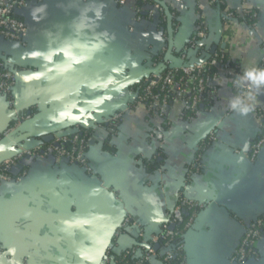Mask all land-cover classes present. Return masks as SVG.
<instances>
[{"label":"crops","instance_id":"0c3cea01","mask_svg":"<svg viewBox=\"0 0 264 264\" xmlns=\"http://www.w3.org/2000/svg\"><path fill=\"white\" fill-rule=\"evenodd\" d=\"M166 1L180 11L178 29L172 26L173 41L183 44L197 20L195 0ZM227 1L235 8L241 5V0ZM99 2L30 0L18 11L28 28L26 45L0 41V57L13 64L17 75L14 106L0 92V159L15 153L20 137L33 147L49 141L55 130L91 126L95 131L87 146L91 172L40 155L29 163L30 173L20 183H0L1 254L10 264H63L73 226V264H100L124 216L136 217L149 232L159 229L165 209L184 188L189 162L215 131L217 140L188 189L201 208L196 228L185 238L194 244L196 264H264V236L257 242L259 260L231 258L247 224L264 215V148L255 161L248 155L261 133L255 113L227 112L231 94L225 82L211 111L181 118L183 108L173 104L165 164L148 172L142 161L160 155L162 134L157 133L158 139L148 136L150 120L135 102L136 84L152 50H159L161 33L154 23L139 24L131 34L132 10L116 0H103V17L96 19ZM42 5L46 11L34 17ZM250 5L257 12L254 27H244L241 20L224 25L220 8L209 9L214 44L223 45L241 67L259 66L264 56V0H250ZM165 35L168 43V31ZM258 99L264 106V93ZM124 107L111 141L115 150L103 149L107 120ZM26 112L31 116L21 130L5 135L15 115ZM219 121L226 127L217 129Z\"/></svg>","mask_w":264,"mask_h":264},{"label":"built area","instance_id":"2783aa9c","mask_svg":"<svg viewBox=\"0 0 264 264\" xmlns=\"http://www.w3.org/2000/svg\"><path fill=\"white\" fill-rule=\"evenodd\" d=\"M116 1L121 6H129L132 10V22L129 25L131 34L136 31L137 25L144 24L145 19L151 20L150 25L153 26L164 12L160 3L151 0H142V5H137V0ZM29 2L30 0H0V41L14 40L26 45L28 28L25 21L19 17L18 11L27 7ZM223 2L227 4L225 10L221 11L224 25L242 19L241 24L244 27L256 26L257 12L251 7L250 0H241L239 8L233 7L227 0H207L206 3L203 0H195L198 22L192 28L189 38L183 44L175 43L170 59L165 62L167 67L163 71L151 73L141 79L135 102L150 120L148 136L158 139V134H162L159 135L160 148H165L166 138L170 136V131L174 127L170 116V107L173 104L178 103L183 108L181 118L186 110L192 111L193 114L203 110L211 111L220 96L221 80L227 85L230 98L238 94L239 90L235 89L231 82L242 72L243 67L231 59L223 45L214 44L208 24L209 9L219 7L218 3ZM248 15L255 20L246 19ZM176 27L178 29V25ZM158 31L162 37L159 51L166 55L167 37L165 31ZM151 59L152 57L148 61ZM162 62L164 59L160 61L155 59L146 64V68L156 67ZM1 65L0 92L8 104L14 106L16 69L4 58ZM259 67H264V56ZM125 109L124 107L122 111L115 113L107 123L122 120ZM227 112H232L229 103ZM253 112L261 133L248 153L251 161H255L264 148V106L258 103ZM30 116V112L15 115L14 124L5 131V135L19 129ZM161 124L166 125V128L159 129ZM225 127V122L219 121L216 128ZM158 129L161 131L158 132ZM50 136L52 143L49 149H44L43 144L32 147L19 142L13 155L0 159V183H20L30 173L29 163L40 155L50 156L56 164L71 163L83 166L87 172L93 170L87 156L88 144L85 137H82L80 128L54 132ZM209 138L207 146L200 148L203 152L195 154L189 162L184 189L176 195L175 203L165 209L166 219L159 229L149 232L136 217L130 214L124 216L116 224L109 243L104 247L100 264H188L185 254V230L193 227L201 208L199 202L188 195V189L193 177L202 169L204 155L211 150L212 144L217 140L215 131ZM16 168H21L22 172L15 175L13 171ZM263 236L264 215H261L247 224L245 234L231 258L236 262L259 260L257 242Z\"/></svg>","mask_w":264,"mask_h":264},{"label":"trees","instance_id":"16d2710c","mask_svg":"<svg viewBox=\"0 0 264 264\" xmlns=\"http://www.w3.org/2000/svg\"><path fill=\"white\" fill-rule=\"evenodd\" d=\"M151 1L155 2L154 0H151ZM161 2L162 3H166V5L169 7V10H170L171 15H172V26L175 29L177 24H178V22H179V20H180V17H181L179 9L174 7V5H172L171 3L167 2V1L165 2V0H161ZM136 4L137 5H142L143 1L142 0H137ZM226 5L227 4L225 2L218 3V6H219L221 11L225 10ZM165 12L166 11L164 9V12L162 13L161 17H159L158 21H156V24H157L156 26H157L158 30H163V31L167 32L168 31V17L165 15ZM246 19H251L252 21L255 20L254 18L251 17V15L250 16L248 15L246 17ZM238 20H242V19H238ZM150 21L151 20H149V19H145L144 25L148 27L150 24H152V21L151 22ZM197 22H198V20H196L195 23H197ZM151 56H152V59H151V61H148L147 64H150V62L154 61L155 59L156 60L158 59L159 61L163 60L164 56H165V53H162L159 50H154L153 49L152 52H151ZM2 61H3V58L0 57V69L2 68V65H1ZM141 83L142 82L140 81V82H138L136 84V89L137 90L141 86ZM35 110L36 109H33L32 112H35ZM188 115H193V112L190 111V110L184 111V116H188ZM120 123H121V120H113L110 123L106 124L107 128H108V133H107V135L104 138V141L102 143L103 149L110 150V151H114L115 150V148L111 144V141H112V138L114 137V135L119 131ZM13 124H14V122L10 123V127ZM160 126H161L160 129L162 127L166 128V125H164V124H161ZM80 132L82 133V137H85L86 143L89 145V140H90L91 136H93V134L95 132L93 127H91V126H81L80 127ZM208 142H209V140L205 141L203 146L206 147ZM51 143H52V140L44 141L43 142L44 149H47V148L49 149V146L51 145ZM159 151H160V155H158L157 157H152L150 159H146V158L143 159L142 164H143V166L146 168V170L148 172H154L155 170L163 167V165L165 164V161H166V153L165 152L166 151H164V148H161ZM202 152L203 151L201 149L198 150V153H202ZM13 172H14L15 175H17V174H20L22 172V169L21 168H16V169H14ZM186 173H187V171H186ZM186 176H187V174H186ZM183 189H181V190H183ZM187 231H188V229L185 230V233H187ZM0 249L3 252V247L1 245V243H0Z\"/></svg>","mask_w":264,"mask_h":264},{"label":"clouds","instance_id":"9594fccd","mask_svg":"<svg viewBox=\"0 0 264 264\" xmlns=\"http://www.w3.org/2000/svg\"><path fill=\"white\" fill-rule=\"evenodd\" d=\"M93 2L95 3V0ZM104 6L103 0L95 5L96 19H102ZM88 10L91 9H86V11ZM45 11L46 5H42L34 10L33 15L35 17L37 13ZM219 83L222 84L223 81L221 80ZM231 83L239 91L229 99V108L240 115H247L255 110L259 103L258 97L264 93V67L251 63L249 66L243 67L242 72L236 75Z\"/></svg>","mask_w":264,"mask_h":264},{"label":"water","instance_id":"95a60500","mask_svg":"<svg viewBox=\"0 0 264 264\" xmlns=\"http://www.w3.org/2000/svg\"><path fill=\"white\" fill-rule=\"evenodd\" d=\"M157 3H160L163 8L166 11V15L168 17V33H169V38H168V50L166 52V55L164 57V62L160 63L158 66L150 68L145 70V72L143 74L140 75V78H144L146 76H149L151 73H157L160 71H163L167 66L165 65V62L168 61L170 59L171 53H172V49L174 46V41H173V28H172V15L171 12L169 10V7L166 5V3H162L160 0H154ZM214 51V49H212V52ZM172 67V66H170ZM21 129H17L15 132L11 133L16 134L20 131ZM58 130H55L54 132H57ZM10 134V135H11ZM32 135H38V133H31ZM52 134V133H51ZM24 138V137H20L17 139V141L20 142V140ZM47 140H51V136L49 135ZM196 228V223L193 225L192 228L189 229V232L194 230ZM194 244L192 241L187 240L186 238V242H185V254H186V258H187V263L188 264H196L195 258H194ZM75 253H76V238H75V231H74V227L70 226L69 227V233H68V238H67V248H66V252L63 258V264H73L74 261V257H75ZM0 264H10L8 259L0 253Z\"/></svg>","mask_w":264,"mask_h":264}]
</instances>
